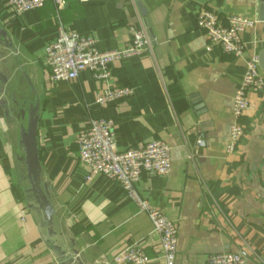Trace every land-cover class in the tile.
I'll list each match as a JSON object with an SVG mask.
<instances>
[{
  "label": "crops",
  "instance_id": "obj_1",
  "mask_svg": "<svg viewBox=\"0 0 264 264\" xmlns=\"http://www.w3.org/2000/svg\"><path fill=\"white\" fill-rule=\"evenodd\" d=\"M258 6L259 0H62L59 10L48 1L14 16L0 0V31L10 44L0 45V72L8 77L9 94L29 93L24 74L39 98L37 144L54 229L85 264H116L114 256L132 244L144 251L146 264H163L147 216L116 183L88 178L78 161L77 136L101 118L113 120L119 151L152 141L171 148L170 173L143 174L136 189L176 223V264H207L210 256L241 250L248 251L246 264H264V88L248 95L235 152L224 151L245 61L264 51ZM203 10L223 22L234 15L256 21L241 35L243 57L209 44L197 27ZM139 19L150 48L112 61L106 82H95L87 71L73 81L48 82L45 49L59 27L94 38L101 53L122 52ZM122 88L133 94L104 106L95 103L103 91ZM18 132L15 118L0 106V264H58L45 243L41 217L28 208Z\"/></svg>",
  "mask_w": 264,
  "mask_h": 264
},
{
  "label": "built area",
  "instance_id": "obj_2",
  "mask_svg": "<svg viewBox=\"0 0 264 264\" xmlns=\"http://www.w3.org/2000/svg\"><path fill=\"white\" fill-rule=\"evenodd\" d=\"M10 13L14 16L42 8L50 1L59 10L62 0H6ZM85 4L88 0H77ZM256 21L243 17L231 16L225 22L213 12L201 11L197 16V27L203 32L209 44L218 47L224 54L241 58L245 46L241 35L254 27ZM150 48L146 27L141 19L139 25L130 29V40L122 52L101 53L96 49L94 38L66 32L62 27L45 49V65L48 82L56 84L76 80L83 72L91 73L95 82H106L110 73L108 65L115 60L140 55ZM264 88V78L260 75L258 58L249 57L245 61V72L239 88L236 90L230 110L232 123L224 151L235 152L243 137L244 130L240 119L249 109L248 95L260 92ZM133 94L130 88L103 91L95 103L104 106L129 98ZM197 145L202 147V141ZM78 161L87 170L88 178L99 175L116 183L126 198L136 206L139 213L149 219L153 233L157 234L163 254V264H176L177 226L161 211L153 208L137 192L136 186L143 174L167 176L171 170V148L160 141H152L138 148L119 151L114 139V122L101 118L90 121L87 131L76 139ZM248 251L235 254L210 256L207 264H246ZM113 261L116 264H146L147 256L136 244L129 245L117 253Z\"/></svg>",
  "mask_w": 264,
  "mask_h": 264
},
{
  "label": "water",
  "instance_id": "obj_3",
  "mask_svg": "<svg viewBox=\"0 0 264 264\" xmlns=\"http://www.w3.org/2000/svg\"><path fill=\"white\" fill-rule=\"evenodd\" d=\"M257 21L264 22V0H259ZM0 45L10 47L6 34L0 31ZM258 64L264 71V51L259 54ZM29 93L21 92L20 96L9 94L8 77L0 72V106L5 116H13L19 124L18 146L22 156L19 162L23 166L22 181L26 184L24 194L31 203L28 208L34 209L41 217V228L46 232V245L55 256L58 264H85L81 254L73 243L60 241L55 229V214L47 184L42 181L39 149L37 144V126L40 112V101L36 92L23 74ZM32 96V98H31ZM18 97V98H17Z\"/></svg>",
  "mask_w": 264,
  "mask_h": 264
}]
</instances>
